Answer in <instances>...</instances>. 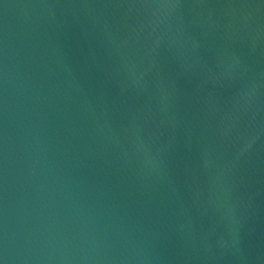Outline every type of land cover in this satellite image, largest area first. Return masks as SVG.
Returning a JSON list of instances; mask_svg holds the SVG:
<instances>
[{
    "label": "water",
    "instance_id": "1",
    "mask_svg": "<svg viewBox=\"0 0 264 264\" xmlns=\"http://www.w3.org/2000/svg\"><path fill=\"white\" fill-rule=\"evenodd\" d=\"M0 264H264V0H0Z\"/></svg>",
    "mask_w": 264,
    "mask_h": 264
}]
</instances>
